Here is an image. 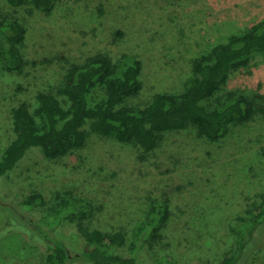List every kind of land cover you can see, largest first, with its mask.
<instances>
[{"label":"rangeland","instance_id":"rangeland-1","mask_svg":"<svg viewBox=\"0 0 264 264\" xmlns=\"http://www.w3.org/2000/svg\"><path fill=\"white\" fill-rule=\"evenodd\" d=\"M30 7L13 9L0 0V16L19 19L26 28L20 70L0 64V155L13 136L11 107L23 101L33 105L37 90L55 89L70 63L96 53L118 65L139 61L142 88L122 105L141 108L157 93L181 92L193 58L264 19V0H59L49 13ZM1 44L6 45L0 33ZM229 91L247 94L264 107V53L255 52L247 66L232 69L203 105L217 106ZM104 96L98 85L89 103ZM27 153L0 177V225L5 218L14 225L8 232L0 228V264H44L45 240L37 237L46 231L65 240L72 253L82 251L77 217L71 218L70 210L56 218L51 213L66 193L92 204L93 213L82 222L86 227L122 229V251L133 256L135 224L153 202L166 201L162 238L153 249L145 244L143 255H136L138 264H150L154 257L159 264H167L164 257L177 264H221L235 248V217L246 215L264 192L260 112L229 124L215 141L191 124L164 132L151 154L89 129L84 146L62 158L48 159L39 147ZM34 191L45 203L22 205L20 199ZM69 264L90 262L74 256ZM247 264H264V245Z\"/></svg>","mask_w":264,"mask_h":264},{"label":"trees","instance_id":"trees-1","mask_svg":"<svg viewBox=\"0 0 264 264\" xmlns=\"http://www.w3.org/2000/svg\"><path fill=\"white\" fill-rule=\"evenodd\" d=\"M58 2L5 0V4L13 9L30 5L31 10L45 13H49ZM0 33L6 44L4 47L0 45V64L6 70H20L24 63V24L19 19L0 16ZM255 52L264 53V19L240 34H231L226 42L217 43L193 58L190 76L181 92L157 93L141 108L122 105L126 98L137 95L142 88L139 61L118 65L108 56L96 53L81 62H72L63 82L55 89L37 90L33 105L23 101L11 107L13 136L0 155V177L12 170L33 147H39L51 160L78 151L86 142L88 129L119 143H133L146 154L156 150L164 132L181 130L190 124L195 126L199 135L218 140L229 124L243 123L257 112L264 116V107L256 106L254 98L235 91L227 92L223 101L213 108L203 105L204 100L214 96L226 83L230 71L247 66ZM98 85L104 87L105 96L90 104L89 94ZM69 195H59L51 213L56 218L70 210L71 218L77 217L84 247L75 254L56 234L47 231L38 234V242L45 240L44 264H69L74 256L90 264H138L136 255H143L145 244L153 249L162 238L161 230L169 217L166 201L153 202L145 219L135 224L131 249L136 255L133 256L122 251L126 244V233L122 229L105 230L83 225V220L93 213L92 204ZM20 203L34 207L45 201L41 193L34 191L20 199ZM251 205L246 215L235 217L231 226L237 233L235 248L226 253L221 264H247L264 245V192L259 202ZM5 220L0 228L4 230L6 226L8 232L14 225ZM53 224L52 230L56 227ZM21 226L26 231V224ZM164 260L167 264H177L166 257ZM155 263L161 262L154 257L150 264Z\"/></svg>","mask_w":264,"mask_h":264}]
</instances>
